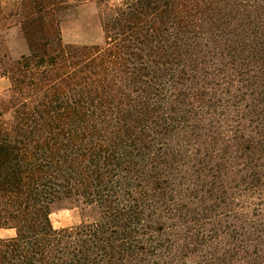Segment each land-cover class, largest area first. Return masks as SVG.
I'll return each instance as SVG.
<instances>
[{"label":"trees","instance_id":"1","mask_svg":"<svg viewBox=\"0 0 264 264\" xmlns=\"http://www.w3.org/2000/svg\"><path fill=\"white\" fill-rule=\"evenodd\" d=\"M81 1L0 6V264H264V0Z\"/></svg>","mask_w":264,"mask_h":264},{"label":"rangeland","instance_id":"2","mask_svg":"<svg viewBox=\"0 0 264 264\" xmlns=\"http://www.w3.org/2000/svg\"><path fill=\"white\" fill-rule=\"evenodd\" d=\"M11 0H0V6L10 8ZM12 21H9L11 23ZM1 24V21H0ZM60 35L64 43L101 44L103 33L100 27L99 7L96 0H83L64 11L59 24ZM27 52V45L17 26L10 25L8 29H0V57L7 54L10 59L17 58ZM0 64V70H1ZM9 86L6 77L0 75V95ZM54 228L78 224L82 220L80 211L72 205H60L49 214ZM86 219V218H84ZM13 230L0 229V237L13 235Z\"/></svg>","mask_w":264,"mask_h":264}]
</instances>
